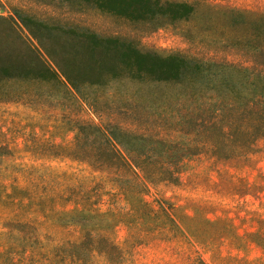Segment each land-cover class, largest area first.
I'll return each mask as SVG.
<instances>
[{
    "label": "rangeland",
    "instance_id": "374dc122",
    "mask_svg": "<svg viewBox=\"0 0 264 264\" xmlns=\"http://www.w3.org/2000/svg\"><path fill=\"white\" fill-rule=\"evenodd\" d=\"M160 1L186 2L195 13L186 22L169 24L127 19L86 5L0 0V19L11 18L15 9L44 22L76 26L127 42L138 54L164 56L179 52L188 57L236 62V52L210 46L209 26L216 24L211 7L264 12V0ZM13 22L24 38V43L15 48L23 51L28 46L62 85H0V92L19 96L10 101L0 98V264L17 261L16 244L21 233H28L17 223L26 221L34 222L38 232L49 235L53 242L77 241L89 225H94L99 233L124 247L126 228L103 214L112 203L116 208L122 206L116 189L105 180V174L66 157L75 127L110 123L141 131L148 120L144 109L182 104L187 101L180 97L184 89L131 81L128 77L132 73L120 65L114 53L103 54L97 48L90 54L85 44L35 37L31 30ZM6 43L10 46L0 26L3 50ZM95 66L97 71L89 69ZM58 68L68 74L86 100ZM110 70L116 77L105 75ZM133 103L143 111H131ZM54 175H61V179ZM51 180L57 182V187L78 188L77 192L93 187L98 197L95 209L100 214L89 220L66 215L72 205L65 201L53 204L48 198ZM65 195L66 200L79 197ZM142 200L159 210L155 219L158 227L141 244L124 248L125 264H264V139L258 140L244 158L216 160L204 154L191 157L182 164L174 183L149 187Z\"/></svg>",
    "mask_w": 264,
    "mask_h": 264
},
{
    "label": "trees",
    "instance_id": "16d2710c",
    "mask_svg": "<svg viewBox=\"0 0 264 264\" xmlns=\"http://www.w3.org/2000/svg\"><path fill=\"white\" fill-rule=\"evenodd\" d=\"M32 1L86 5L127 19L161 20L169 24L186 22L195 13V8L186 2L160 0ZM212 13L216 24L209 26L210 46L236 52L239 57L236 62L188 57L179 52L164 56L138 54L127 42L76 26L44 22L15 9L11 18L0 19L10 43V46L6 43L4 50L0 44V85L4 82L62 85L59 77L28 46L23 51L15 48L24 43L14 28L16 20L35 37L80 42L90 54L97 48L103 54L112 52L120 65L132 73L128 77L131 81L178 85L184 89L180 97L187 100L176 106L150 105L151 109H144L148 120L138 132L110 123L75 127L66 157L105 174V180L116 189L122 206L116 208V203H112L103 214L126 228L124 247L99 233L94 225H89L77 241L53 242L49 235L38 232L34 222L26 221L17 223L28 233L20 234L14 253L18 258L13 264H125L124 248L141 244L158 227L155 219L159 210H153L142 200L149 187L174 183L182 164L191 157L204 154L216 160L244 158L258 140L264 139V12L216 5L211 7ZM89 69L97 71L96 66ZM58 70L86 100L68 74L61 68ZM105 75L117 74L110 70ZM18 97L14 92H0L4 100ZM130 107L131 111H143L134 103ZM54 178L59 180L61 175ZM50 184L51 203L65 201L72 205L66 215L89 220L100 214L95 209L98 197L93 187L77 192L78 188L55 186L54 180ZM65 193L79 197L66 200Z\"/></svg>",
    "mask_w": 264,
    "mask_h": 264
}]
</instances>
